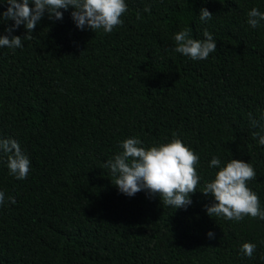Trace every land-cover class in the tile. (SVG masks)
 <instances>
[{
	"label": "trees",
	"instance_id": "1",
	"mask_svg": "<svg viewBox=\"0 0 264 264\" xmlns=\"http://www.w3.org/2000/svg\"><path fill=\"white\" fill-rule=\"evenodd\" d=\"M125 3L112 33L78 29L69 7L62 20L45 13L22 48H0V137L31 161L17 180L0 157V264H264V220L210 218L214 200L201 193L219 170L209 167L214 156L222 166L250 162L248 187L264 209V145L249 119L264 124V22L247 24L264 0ZM8 6L0 0V12ZM201 8L211 20L199 19ZM13 24L0 23V36ZM184 29L194 39L207 30L217 50L202 61L176 53ZM26 34L23 25L12 33ZM173 134L200 157L190 206L112 185L104 164L121 141L150 148ZM245 242L256 245L251 259Z\"/></svg>",
	"mask_w": 264,
	"mask_h": 264
},
{
	"label": "clouds",
	"instance_id": "2",
	"mask_svg": "<svg viewBox=\"0 0 264 264\" xmlns=\"http://www.w3.org/2000/svg\"><path fill=\"white\" fill-rule=\"evenodd\" d=\"M9 5L5 12H0V23L14 21L5 29L7 35L0 36V48L18 49L23 47V41L33 39L32 32L47 13L49 20H62L63 11L69 7L74 9L71 17L75 26L80 30L85 28L96 32L103 30L105 34L112 33L114 28L122 25V15L128 11L125 0H4ZM34 5L30 7L29 5ZM150 12V7H145ZM213 14L206 8L200 9L201 21L211 20ZM247 24L255 29L264 22V13L253 8L247 13ZM21 25L26 35L21 38L12 33ZM204 39L192 38L189 29L174 34L176 53L192 60H206L217 50V43L211 33L203 32ZM82 54V53H81ZM252 127H259V132L253 133V139L259 138L260 145H264V124L252 118ZM120 152L107 160L104 167L110 169L112 185L127 197H133L141 191L151 196L159 195L163 205L173 206L175 209L187 208L191 205V195L197 190L200 176L196 165L200 157L193 150L186 147L181 139L173 134L170 142L156 144L150 148L142 146L139 138H127L120 142ZM0 157H6L9 175L17 180L27 178L31 161L22 151L19 143L12 138L0 137ZM210 168L219 169L214 178L205 182L203 193L211 196L214 202L206 205V213L211 217L223 218L228 221H242L245 217L264 220V209L261 208L258 195L248 187V182L256 179V172L250 162L231 159L222 166L218 157H213ZM6 195L0 191V206H3ZM7 201L15 204L12 196ZM209 239L214 233H207ZM256 250L254 243L245 242L240 252L252 258Z\"/></svg>",
	"mask_w": 264,
	"mask_h": 264
}]
</instances>
